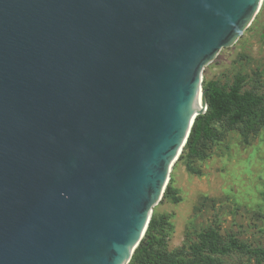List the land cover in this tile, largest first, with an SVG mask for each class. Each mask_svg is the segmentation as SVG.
<instances>
[{
	"label": "water",
	"instance_id": "water-1",
	"mask_svg": "<svg viewBox=\"0 0 264 264\" xmlns=\"http://www.w3.org/2000/svg\"><path fill=\"white\" fill-rule=\"evenodd\" d=\"M263 2L0 0V264H129Z\"/></svg>",
	"mask_w": 264,
	"mask_h": 264
},
{
	"label": "rangeland",
	"instance_id": "rangeland-1",
	"mask_svg": "<svg viewBox=\"0 0 264 264\" xmlns=\"http://www.w3.org/2000/svg\"><path fill=\"white\" fill-rule=\"evenodd\" d=\"M238 74L249 78L247 87L257 85L264 93V2L240 37L202 71L203 82L217 81L222 85L232 84ZM207 156L193 163L199 175L177 161L169 184L173 181L183 202L161 201L153 209V215L168 218L174 228L168 237L169 248L181 247L188 229L195 241V232L210 227L224 236L233 234L253 247L264 246V131L247 145L238 131H229L211 145ZM223 261L255 264L254 259L239 255Z\"/></svg>",
	"mask_w": 264,
	"mask_h": 264
},
{
	"label": "trees",
	"instance_id": "trees-1",
	"mask_svg": "<svg viewBox=\"0 0 264 264\" xmlns=\"http://www.w3.org/2000/svg\"><path fill=\"white\" fill-rule=\"evenodd\" d=\"M249 83V78L242 74H238L232 84L203 82L208 107L204 114L197 116L179 159L190 173L200 174L193 166L194 161L206 160L211 145L221 141L227 132L238 131L247 145L264 131V93L257 85L247 87ZM163 201L183 202L173 181L168 185ZM167 219L153 215L129 264H225L223 258L231 255L264 264V246L253 247L233 234L224 236L215 227L195 232V241L188 229L184 244L171 250L168 237L174 228Z\"/></svg>",
	"mask_w": 264,
	"mask_h": 264
},
{
	"label": "bare ground",
	"instance_id": "bare-ground-1",
	"mask_svg": "<svg viewBox=\"0 0 264 264\" xmlns=\"http://www.w3.org/2000/svg\"><path fill=\"white\" fill-rule=\"evenodd\" d=\"M194 105L196 106V111L202 109L203 110V107H204V98L202 96V93L201 91L199 90V93L198 95L196 96V100H195V103ZM180 159V158H179ZM179 161V160H178Z\"/></svg>",
	"mask_w": 264,
	"mask_h": 264
},
{
	"label": "clouds",
	"instance_id": "clouds-1",
	"mask_svg": "<svg viewBox=\"0 0 264 264\" xmlns=\"http://www.w3.org/2000/svg\"><path fill=\"white\" fill-rule=\"evenodd\" d=\"M203 85V84H202ZM163 200V199H162Z\"/></svg>",
	"mask_w": 264,
	"mask_h": 264
}]
</instances>
